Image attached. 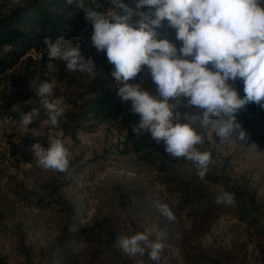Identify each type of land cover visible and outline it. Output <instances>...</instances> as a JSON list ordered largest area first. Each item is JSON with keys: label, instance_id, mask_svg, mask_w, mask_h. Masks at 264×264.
<instances>
[{"label": "rangeland", "instance_id": "rangeland-1", "mask_svg": "<svg viewBox=\"0 0 264 264\" xmlns=\"http://www.w3.org/2000/svg\"><path fill=\"white\" fill-rule=\"evenodd\" d=\"M31 1L0 0V14L13 12ZM75 1L82 24L69 40L73 46L80 45L85 59L92 58L94 74L70 73L63 61L51 60L47 53L39 58L36 54L46 47L43 46L25 55L40 67L33 81V98L10 106L4 97L10 91L11 72L0 77V264H51L61 239L68 231L79 230H83L84 238L76 252L83 255L88 246L86 237L98 234L107 246L104 254H98L103 264H191L195 257L214 259L215 264H264V236L259 234V229L264 228V110L259 105L253 108L250 120L240 122L241 128L224 142L215 136L210 124H199L197 130L204 134L205 142L198 148L210 151L213 160L203 180L192 162L163 153L164 144L154 141L150 133L129 140L130 129L139 123V116L131 110L125 119L93 120L83 113L81 104L117 95L119 85L112 80L88 92L97 71L106 70L110 64L104 52L97 53L92 47L93 29L84 12L89 8L109 12L114 3ZM123 2L135 9V0ZM157 31L159 39H167L177 49L182 46L167 21ZM22 65L17 64L13 72ZM59 73L65 75L62 80L58 79ZM44 82L53 88L49 100H63L64 116L56 126L45 123L49 114L41 103L44 97L38 95ZM129 83L140 84L157 95L146 66ZM228 83L244 93L242 79ZM122 103L131 107V101ZM32 108L39 109L40 115L25 128L20 122L21 113ZM180 111L192 112L195 108L181 107ZM241 130L246 134L244 140L239 139ZM37 132L39 135H35ZM53 138L62 139L70 152L69 167L63 173L41 168L30 151L32 144L47 147ZM145 153L152 155L145 157ZM158 155L174 162L177 172L163 171ZM182 182L199 185L218 200L227 191L234 195V202L219 200L221 211L209 219L200 235L188 231L190 220L178 212L181 230L177 238L168 239V219L159 209L165 203L176 206L178 200L172 190ZM236 207L242 212H236ZM251 209L262 214L255 216L249 212ZM253 217L259 219L256 225L250 223ZM145 230L150 232V239L165 244L159 262L151 261L147 254L130 257L119 248V236Z\"/></svg>", "mask_w": 264, "mask_h": 264}, {"label": "clouds", "instance_id": "clouds-1", "mask_svg": "<svg viewBox=\"0 0 264 264\" xmlns=\"http://www.w3.org/2000/svg\"><path fill=\"white\" fill-rule=\"evenodd\" d=\"M113 3L109 12L89 8L84 13L93 29L92 47L104 52L112 66L109 75L119 85L118 97L131 101V111L139 116L132 131L150 133L164 144L166 154L192 162L203 180L213 160L210 151L198 148L205 142L199 124H210L224 142L241 128L236 121L240 109L249 103L264 109V0H135V9L123 0ZM165 21L175 30L179 49L158 38L157 30ZM43 44L46 47L36 54L39 58L47 53L51 60L63 61L70 73L94 74V62L82 56L79 44L73 46L63 35L55 40L45 37ZM145 66L157 95L129 83ZM237 79L243 81V97L228 83ZM38 95L44 97L41 103L49 114L45 123L56 126L64 116L63 100L48 99L53 96L48 82L41 84ZM181 107L195 111L181 113ZM39 115V109L32 108L21 113L20 122L27 128ZM245 135L239 131L240 140ZM30 151L45 170L63 173L69 167L70 152L60 138H53L47 147L34 143ZM219 200L232 204L234 195L225 191ZM159 210L175 221L168 205ZM150 235L148 230L121 235L119 248L130 257L147 254L159 262L165 244Z\"/></svg>", "mask_w": 264, "mask_h": 264}, {"label": "trees", "instance_id": "trees-1", "mask_svg": "<svg viewBox=\"0 0 264 264\" xmlns=\"http://www.w3.org/2000/svg\"><path fill=\"white\" fill-rule=\"evenodd\" d=\"M81 24V11L75 0H70V2L69 0H32L13 12L0 14V77L7 71L11 72L8 75L10 91L4 97L7 104L16 105L34 97L33 81L40 73V67L30 56L25 57V55L31 50H38L45 46L43 44L45 37L53 40L60 35H63L66 40L73 38L80 30ZM21 63L23 65L14 73V67ZM111 70L112 66L109 65L106 70L97 71V76L93 78L88 92L92 93L110 83L112 78L106 76H109ZM64 76L59 73L58 79L62 80ZM236 91L243 97V92ZM256 106L255 103H249L240 109L237 112L236 121L238 123L243 120L249 121L254 115L253 108ZM81 108L84 109V114L90 115L93 120L102 122L109 119H125L126 112L131 110L130 106L122 103L118 95L88 100L81 104ZM132 129L128 135L129 140H136L148 134V132L137 134ZM151 155L152 153H145L144 156ZM157 158L163 161L161 167L163 171L177 172L174 162L166 161L163 155H158ZM172 192L178 201L175 207L170 203H165L176 217L175 221L168 220L167 222L168 239L177 238L181 230L182 217L178 212H183V218L190 220L188 231L200 235L209 219L221 211V201L205 193L199 185L191 182L178 183ZM236 212L241 213L242 211L236 207ZM249 212L255 216L262 214L256 209H251ZM250 223L256 225L259 219L253 217ZM83 234V230L68 231L61 239V245L51 264H103L98 254H104L107 246L102 238L97 237L98 234L93 238L86 237L85 241L88 246L83 255L76 252L80 239L84 238ZM259 234L264 236V228L259 229ZM190 262L191 264H215L214 259L202 260L200 257H195Z\"/></svg>", "mask_w": 264, "mask_h": 264}]
</instances>
